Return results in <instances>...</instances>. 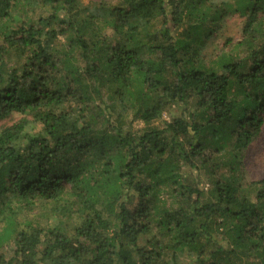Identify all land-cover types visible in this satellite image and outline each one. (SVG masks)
I'll use <instances>...</instances> for the list:
<instances>
[{
  "label": "trees",
  "instance_id": "16d2710c",
  "mask_svg": "<svg viewBox=\"0 0 264 264\" xmlns=\"http://www.w3.org/2000/svg\"><path fill=\"white\" fill-rule=\"evenodd\" d=\"M263 125L264 0H0V264H264Z\"/></svg>",
  "mask_w": 264,
  "mask_h": 264
},
{
  "label": "rangeland",
  "instance_id": "374dc122",
  "mask_svg": "<svg viewBox=\"0 0 264 264\" xmlns=\"http://www.w3.org/2000/svg\"><path fill=\"white\" fill-rule=\"evenodd\" d=\"M88 3L90 0H83ZM222 0H210V3L218 4ZM243 19L238 14H231L229 17L220 21L217 26V31L211 35L207 50L216 53L218 51H229L222 49L226 40H230L234 45L240 39V32ZM246 168L245 179L249 181L255 177L263 176L264 172V125L259 139L249 148L246 149L243 158Z\"/></svg>",
  "mask_w": 264,
  "mask_h": 264
}]
</instances>
